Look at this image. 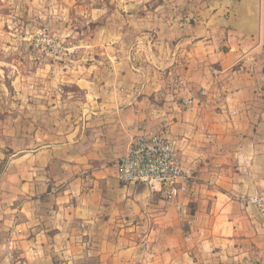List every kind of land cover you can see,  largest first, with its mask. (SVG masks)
Wrapping results in <instances>:
<instances>
[{"label":"crops","instance_id":"crops-1","mask_svg":"<svg viewBox=\"0 0 264 264\" xmlns=\"http://www.w3.org/2000/svg\"><path fill=\"white\" fill-rule=\"evenodd\" d=\"M136 16L133 61L119 55L111 81L83 82V115L44 137L26 167L16 154L9 185L24 233L0 264H264L252 202L264 192V0H153ZM161 131L192 174L172 203L122 181L117 164ZM25 189L47 216L24 214Z\"/></svg>","mask_w":264,"mask_h":264},{"label":"rangeland","instance_id":"rangeland-1","mask_svg":"<svg viewBox=\"0 0 264 264\" xmlns=\"http://www.w3.org/2000/svg\"><path fill=\"white\" fill-rule=\"evenodd\" d=\"M150 2L0 0V201L8 200V223L0 219L2 262L6 255L17 257L24 233L17 224L16 188L10 183L17 178L16 154L26 151V167L27 155L44 137L55 129L68 130L83 115V82L111 81L119 55L126 65L133 61L132 40L144 35L133 21ZM24 196L29 199L26 216L34 210L47 216V206H32V192L25 189ZM79 256L83 263V252Z\"/></svg>","mask_w":264,"mask_h":264},{"label":"built area","instance_id":"built-area-1","mask_svg":"<svg viewBox=\"0 0 264 264\" xmlns=\"http://www.w3.org/2000/svg\"><path fill=\"white\" fill-rule=\"evenodd\" d=\"M202 92L207 94L204 89ZM193 103L191 98L184 100L185 105ZM117 164L122 181L144 184L166 203L175 202L188 192L192 182V174L184 169L176 143L168 131L143 136ZM252 202L264 212V192L253 196ZM145 246L148 248L149 244Z\"/></svg>","mask_w":264,"mask_h":264},{"label":"water","instance_id":"water-1","mask_svg":"<svg viewBox=\"0 0 264 264\" xmlns=\"http://www.w3.org/2000/svg\"><path fill=\"white\" fill-rule=\"evenodd\" d=\"M136 10V9H135ZM131 184H136V183H131Z\"/></svg>","mask_w":264,"mask_h":264}]
</instances>
